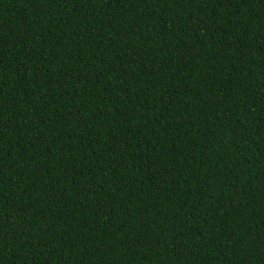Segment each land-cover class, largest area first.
Returning <instances> with one entry per match:
<instances>
[{"label":"trees","instance_id":"trees-1","mask_svg":"<svg viewBox=\"0 0 264 264\" xmlns=\"http://www.w3.org/2000/svg\"><path fill=\"white\" fill-rule=\"evenodd\" d=\"M0 264H264V0H0Z\"/></svg>","mask_w":264,"mask_h":264}]
</instances>
